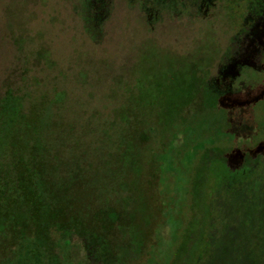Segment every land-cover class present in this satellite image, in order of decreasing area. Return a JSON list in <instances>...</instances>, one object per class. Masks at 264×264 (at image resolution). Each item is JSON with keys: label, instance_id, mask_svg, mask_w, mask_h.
Returning <instances> with one entry per match:
<instances>
[{"label": "rangeland", "instance_id": "1", "mask_svg": "<svg viewBox=\"0 0 264 264\" xmlns=\"http://www.w3.org/2000/svg\"><path fill=\"white\" fill-rule=\"evenodd\" d=\"M86 4L102 26L101 41L85 29ZM262 55L264 0H0V98L9 88L29 97H55L63 129L68 123L75 127L73 134L64 133L69 158L79 150L97 161L104 149L117 150L120 118L128 116L127 108H138L137 95L159 108L158 83L182 81L183 73L192 79L188 67L197 61L203 60L204 70L215 67L207 70L214 92L248 93L257 71L264 73ZM263 105L249 108L255 115L253 144L264 141ZM196 106L194 101L186 107L182 117ZM220 112L215 118L224 115ZM147 119L158 121L154 113ZM179 124L171 125L169 144L159 150V184L154 179L151 189L161 190L154 203L164 211L146 244L157 245L156 260L175 259L184 251L192 220L194 234L180 264H264V152L225 158L210 153L199 208L189 196L198 162L194 153L208 137L192 128L184 138L191 127ZM223 137L215 141L226 150L230 144ZM114 232L109 238L124 237ZM59 241L63 264H113L116 257L91 237L70 232Z\"/></svg>", "mask_w": 264, "mask_h": 264}, {"label": "trees", "instance_id": "2", "mask_svg": "<svg viewBox=\"0 0 264 264\" xmlns=\"http://www.w3.org/2000/svg\"><path fill=\"white\" fill-rule=\"evenodd\" d=\"M89 7L86 4L85 29L98 42L103 38L102 26ZM201 65L203 60L195 62L191 70L188 67L192 79L183 73L182 81L159 80L157 88H161L163 101L157 109L155 101L146 100L143 93L137 95L141 101L137 102V111L127 108L128 116L120 118L118 149H104L97 161H91L86 151L74 152L73 158L65 155L64 133L73 134L75 127L68 123L67 130L63 129L55 97H29L7 89L0 98V264H63L59 236L70 232L91 237L105 254L115 250L113 264H136L141 258L145 259L142 264H180L194 234L192 220L187 222L184 251L180 249L175 259L166 263L156 260L153 248L157 245L146 244L164 211L154 203L161 199V190L155 192L151 184L154 179L159 184L163 154L159 150L169 144L171 125L175 121L179 126L189 125L188 133L181 132L184 138L192 128L208 137L194 153L198 162L189 196L193 206L199 208L210 153L225 158L235 147H241L250 156L251 150L264 144L251 141L255 115L249 110L264 96L248 105L224 107L219 102L221 95L208 81L212 74L207 70L215 67L204 70ZM249 95L252 93L240 96ZM194 101L198 104L194 112L182 117ZM219 111L224 115L215 118L214 113ZM153 113L158 121L148 124L147 117ZM220 135H224L222 140L228 139L230 152L215 141ZM113 195L120 205L114 206ZM114 231L124 237L109 238ZM159 232H155L158 243L162 238Z\"/></svg>", "mask_w": 264, "mask_h": 264}, {"label": "water", "instance_id": "3", "mask_svg": "<svg viewBox=\"0 0 264 264\" xmlns=\"http://www.w3.org/2000/svg\"><path fill=\"white\" fill-rule=\"evenodd\" d=\"M264 96V90L261 92H256L252 95L249 96H228V95H222L219 99V102L222 106L224 107H229V106H244L251 104L252 102H256L259 99L263 98ZM264 150V144H259L258 147L255 149L251 150V153L253 154H258L259 152ZM229 155L234 156V157H242L245 156V153L242 152L241 150H233Z\"/></svg>", "mask_w": 264, "mask_h": 264}, {"label": "flooded vegetation", "instance_id": "4", "mask_svg": "<svg viewBox=\"0 0 264 264\" xmlns=\"http://www.w3.org/2000/svg\"><path fill=\"white\" fill-rule=\"evenodd\" d=\"M261 57H262L261 58V63H262L263 72H264V55H262ZM257 73H258V75H257L258 77L256 78L255 83H251L253 89H250L249 90L250 92L248 91V93H247V91L243 92V90H241L240 92H237V93H234V94L231 93V94H233V95H239V94L246 95V94H251V93H255V92H261L262 90H264V73H260L258 71H257ZM220 95H222V94H220ZM262 100L264 101V98ZM262 100H260V101H262ZM259 102H257L256 104H258Z\"/></svg>", "mask_w": 264, "mask_h": 264}]
</instances>
